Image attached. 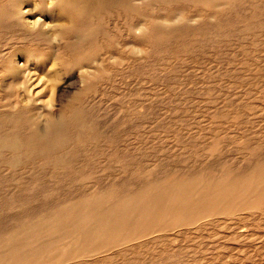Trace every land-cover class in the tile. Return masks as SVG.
<instances>
[{
	"label": "rangeland",
	"instance_id": "obj_1",
	"mask_svg": "<svg viewBox=\"0 0 264 264\" xmlns=\"http://www.w3.org/2000/svg\"><path fill=\"white\" fill-rule=\"evenodd\" d=\"M70 1L0 0V264H264V0Z\"/></svg>",
	"mask_w": 264,
	"mask_h": 264
},
{
	"label": "bare ground",
	"instance_id": "obj_2",
	"mask_svg": "<svg viewBox=\"0 0 264 264\" xmlns=\"http://www.w3.org/2000/svg\"><path fill=\"white\" fill-rule=\"evenodd\" d=\"M9 1V0H8ZM37 1V0H36ZM40 1V0H39ZM52 1V0H51ZM178 1V0H177ZM177 1H175L176 3H177ZM206 1V0H205ZM17 2H19V1H17ZM41 2H42V0H41ZM40 2V3H41ZM83 2V1H82ZM171 2H172V0H171ZM214 2V1H213ZM233 2V1H232ZM4 3H6V2H4ZM34 3V2H33ZM48 3V2H47ZM100 3V2H99ZM201 3H202V1H201ZM200 3V4H201ZM1 4V3H0ZM3 4V3H2ZM2 4H1V6H2ZM7 4H8V2H7ZM6 4V5H7ZM80 4V3H79ZM191 4V3H190ZM230 4V3H229ZM5 5V4H4ZM28 5V4H27ZM34 5V4H33ZM32 5V6H33ZM225 5H227V4H225ZM8 6V5H7ZM72 6H73V2L72 1H70V0H68V2H67V8H70V10H71V8H72ZM77 5L75 4V6H74V8L76 7ZM80 6V5H79ZM11 7V6H10ZM30 7V6H29ZM56 7L57 6H55V8L52 10V13L54 14L55 13V11H56ZM82 7V6H81ZM81 7H80V10H82L81 9ZM103 7V6H102ZM101 7V8H102ZM173 7H175V5H173ZM220 7V6H219ZM222 7H224V5L223 6H221L220 8H222ZM2 8H3V6H2ZM8 8V7H7ZM27 8V7H26ZM32 8V7H31ZM48 8V7H47ZM6 9V8H5ZM14 9V8H13ZM23 9H25V8H23ZM79 9V8H78ZM172 9V8H171ZM10 10V9H9ZM57 10H58V7H57ZM70 10H67V11H70ZM83 10H84V8H83ZM82 10V11H83ZM86 10V9H85ZM7 11V10H6ZM13 11V10H12ZM26 11V10H25ZM73 11V10H72ZM98 11V10H97ZM170 11V10H169ZM181 12L183 11V13H184V10H180ZM8 12H10V11H8ZM71 12V11H70ZM99 12H101V11H99ZM35 13V12H34ZM47 13V12H46ZM74 13V12H73ZM84 13H85V11H84ZM87 13H90V12H87ZM92 13V12H91ZM187 13V12H186ZM191 13V12H190ZM218 13H220V12H218ZM48 14V13H47ZM52 14V16L53 17H51V18H53L52 20H53V22L52 21H50V22H52L53 23V25L55 24L54 22H58V20H60V18H58V17H56L55 15H53ZM75 14H77V12L75 13ZM78 14H80V12L78 11ZM95 14V13H94ZM44 15V14H43ZM42 15V16H43ZM56 15H57V13H56ZM188 15V14H187ZM262 15V14H261ZM79 16V15H78ZM80 16H81V14H80ZM98 16V15H97ZM169 16V15H168ZM172 17V16H171ZM187 17V16H186ZM198 17V16H197ZM242 17V16H241ZM3 18H5V16H3ZM6 18H8V17H6ZM45 18V17H44ZM179 18V17H178ZM257 18V17H256ZM2 19V18H1ZM25 19H26V22L29 24V25H31V26H40L42 23H45L44 22V19H42V17L41 16H39V17H35V16H33V17H30V16H27L26 15V17H25ZM24 19V20H25ZM75 19H77V18H75ZM74 19V20H75ZM162 19V18H161ZM165 19V18H164ZM164 19H162V21L164 20ZM167 19V18H166ZM15 20V19H14ZM17 20V19H16ZM79 20V19H78ZM168 20V19H167ZM4 21H7V20H3V22ZM19 21V20H18ZM68 21V20H67ZM77 21V20H76ZM81 21V20H80ZM161 21V20H160ZM173 21H175V20H173ZM178 21V20H177ZM10 22V21H9ZM26 22H25V24H26ZM147 22V21H146ZM7 23V22H6ZM11 23H13V22H11ZM62 23V22H61ZM158 23H160V22H158ZM157 23V24H158ZM167 23V22H166ZM0 24H1V22H0ZM3 24H5V23H3ZM2 24V25H3ZM21 24V23H20ZM46 24V23H45ZM64 24V23H63ZM76 23L74 22V25H75ZM143 24V23H142ZM151 24V23H150ZM8 25V24H7ZM22 25V24H21ZM66 25V24H65ZM68 25V24H67ZM77 25V24H76ZM79 25V24H78ZM159 25H162V26H165V25H163V23L161 24H158L157 26L158 27H160ZM99 26H100V24H99ZM145 26V25H144ZM156 26V27H157ZM174 26V25H173ZM2 27V26H1ZM24 27V26H23ZM79 27V26H78ZM155 27V26H154ZM154 27H153V29H154ZM170 27V26H169ZM68 28V27H67ZM67 28H65V29H67ZM144 28V30H146V29H148L147 27H146V29H145V27H143ZM72 30H70V31H73V29H74V27L73 28H71ZM76 29V28H75ZM74 29V30H75ZM93 29V28H92ZM159 29V28H158ZM162 29V28H161ZM161 29H160V32H161ZM164 29H166V28H164ZM86 30V29H85ZM139 30V29H138ZM149 30V29H148ZM31 31V30H30ZM38 31H40V30H38ZM38 31H36L35 33H37ZM99 31V30H98ZM142 31H143V29H142ZM151 32H152V29L150 30ZM154 31V30H153ZM166 31V30H165ZM81 32L83 33V30H81ZM33 33H34V31H33ZM40 33H41V31H40ZM44 33H46V32H44ZM62 33H64V32H62ZM67 33H69V32H67ZM74 33V32H73ZM72 33V34H73ZM97 33V32H96ZM142 33V32H141ZM143 33H146V32H143ZM54 34V33H53ZM66 34V33H65ZM81 34V33H80ZM87 34H88V32H87ZM150 34H152V33H150ZM149 34V35H150ZM55 35V34H54ZM69 35V34H68ZM138 36H139V34H137ZM146 35V34H145ZM29 36V35H28ZM159 36V35H158ZM69 37H70V35H69ZM141 37H142V34H141ZM153 37V36H152ZM166 37V36H165ZM165 37H163V38H165ZM200 37V36H199ZM36 38V37H35ZM66 38V37H65ZM76 38V37H75ZM74 38V39H75ZM101 38V37H100ZM143 38H144V36H143ZM148 38H151V36L150 37H148ZM154 39H155V37H153ZM196 38V37H195ZM198 38V37H197ZM33 39V38H32ZM38 39V38H37ZM79 40H80V38H78ZM176 39V38H175ZM65 39H63V41H64ZM67 40V39H66ZM105 40V39H104ZM104 40H102V41H104ZM147 40V39H146ZM151 40V39H150ZM41 41V40H40ZM78 41V40H77ZM149 41V40H148ZM154 41H157V40H154ZM159 41V40H158ZM162 41V40H161ZM168 41V40H167ZM39 42V41H38ZM42 43V42H41ZM61 43V42H60ZM69 44L71 43V41H69L68 42ZM77 43V42H76ZM152 43H154V42H152ZM170 43V42H169ZM64 44V43H63ZM62 44V45H63ZM25 45V44H24ZM32 45V44H31ZM38 45V44H37ZM59 45H61V44H59ZM68 45V44H67ZM39 46H41V45H39ZM51 47H54V46H51ZM69 47V46H68ZM67 47V48H68ZM43 48V47H42ZM41 47H40V50L42 49ZM48 48H49V46H48ZM60 48V46L58 47V49ZM62 48V47H61ZM64 48H66V45H65V47ZM67 48H66V50H65V52H67V51H69V50H67ZM70 48V47H69ZM29 49V51H31L30 50V48H28ZM52 49V48H51ZM50 49V50H51ZM148 49V48H147ZM44 50V49H43ZM53 50V49H52ZM60 50H63V49H60ZM64 51V50H63ZM75 52V51H74ZM41 53L42 52H40V55H41ZM44 53V52H43ZM51 53V52H50ZM49 53V54H50ZM70 53V52H69ZM68 53V54H69ZM18 54V53H17ZM74 54V53H73ZM31 55H34L33 54V51H32V53H31ZM39 55V54H38ZM37 55V56H38ZM70 55V54H69ZM75 55H77V54H75ZM18 56V55H17ZM43 56V55H42ZM45 56V55H44ZM46 56H47V52H46ZM45 56V57H46ZM49 56V55H48ZM53 56V55H52ZM58 56H60V55H58ZM56 57V58H59V57ZM115 56V55H114ZM35 57H36V55H35ZM61 57H63V56H61ZM88 57V55L86 56V58ZM145 57V56H144ZM15 58H17V57H15ZM53 58V57H52ZM55 58V59H56ZM64 58V57H63ZM68 59L70 58V56L69 57H67ZM71 58H72V56H71ZM75 58H76V56H75ZM85 58V57H84ZM39 59V58H38ZM46 59V58H45ZM65 59V58H64ZM64 59H62V60H64ZM77 59V58H76ZM76 59H73V60H75V61H77L78 59H80V58H78L77 60ZM10 60V59H9ZM16 60V59H15ZM47 60V59H46ZM13 61V60H12ZM16 61H18V60H16ZM50 61V60H49ZM51 61H53V60H51ZM61 61V60H60ZM67 61V60H66ZM69 61V60H68ZM79 61H81V60H79ZM10 62V61H9ZM34 62V61H33ZM69 62H71V61H69ZM11 63V62H10ZM23 63V62H22ZM65 63V62H64ZM72 63V62H71ZM12 64V63H11ZM56 64H59L58 62H55L54 61V63H53V66L54 65H56ZM17 65V64H16ZM72 65V64H71ZM25 66V65H24ZM26 67V66H25ZM33 68H35V67H33ZM48 68H49V66H48ZM36 69V68H35ZM46 70H48V69H46ZM31 72V71H30ZM46 72V71H45ZM27 73V72H26ZM41 73V72H40ZM40 76H42V75H40ZM33 77V76H32ZM44 77V74H43V76H42V78ZM46 77V76H45ZM48 78H49V76H48ZM31 80V79H30ZM41 81V80H40ZM48 81H49V79H48ZM51 86V85H50ZM53 86V85H52ZM51 86V87H52ZM53 89V88H52ZM21 92V91H20ZM34 93V92H33ZM52 93V92H51ZM46 97V96H45ZM49 102H50V100H49ZM51 103V102H50ZM53 105V104H52ZM88 111V110H87ZM6 123V122H5ZM112 124V123H111ZM7 127V126H6ZM2 129V128H1ZM7 130V129H6ZM2 133V132H1ZM4 133V132H3ZM225 134V133H224ZM6 135V134H5ZM24 141V140H23ZM124 152V151H123ZM71 154V153H70ZM161 169V168H160ZM211 173V172H210ZM164 175V174H163ZM156 177V176H155ZM219 177V176H218ZM35 179V178H34ZM156 179V178H155ZM155 182V181H154ZM213 186V185H212ZM137 187V186H136ZM120 190V189H119ZM135 190V189H134ZM176 190H178V189H176ZM182 190V189H181ZM198 190V189H197ZM18 193V192H17ZM118 193V192H117ZM119 197V196H118ZM123 197V196H122ZM14 198V197H13ZM170 198V197H169ZM203 198H204V196H203ZM202 198V199H203ZM171 199V198H170ZM164 200V199H163ZM167 202V201H166ZM190 202V201H189ZM143 203H146V202H143ZM147 204V203H146ZM102 205V204H101ZM189 205V204H188ZM97 208V207H96ZM115 208V207H114ZM150 208V207H149ZM210 209V208H209ZM100 210V209H99ZM157 210V209H156ZM96 211V210H95ZM214 211V210H213ZM98 212V211H97ZM118 212V211H117ZM188 212V211H187ZM112 213V212H111ZM114 213V212H113ZM165 213H166V211H165ZM164 214V213H163ZM174 214V213H173ZM136 226V225H135ZM22 228V227H21ZM161 228V227H160ZM97 230V229H96ZM129 230V229H128ZM159 231V230H158ZM71 234V233H70ZM90 234V233H89ZM100 234V233H99ZM72 236V235H71ZM80 236V235H79ZM82 236V235H81ZM64 237V236H63ZM68 239V238H67ZM64 240H66V239H64ZM73 243V242H72ZM75 243V242H74ZM56 250V249H55ZM42 254H43V252H42ZM29 259V258H28ZM2 261V260H1ZM20 261H22V260H20ZM67 261V260H66ZM24 263H25V261H24Z\"/></svg>",
	"mask_w": 264,
	"mask_h": 264
}]
</instances>
